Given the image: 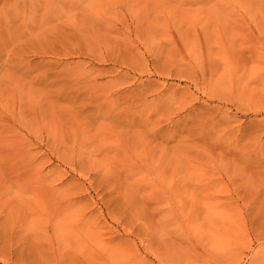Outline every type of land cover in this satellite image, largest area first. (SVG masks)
<instances>
[{"label":"rangeland","instance_id":"1","mask_svg":"<svg viewBox=\"0 0 264 264\" xmlns=\"http://www.w3.org/2000/svg\"><path fill=\"white\" fill-rule=\"evenodd\" d=\"M0 264H264V0H0Z\"/></svg>","mask_w":264,"mask_h":264}]
</instances>
